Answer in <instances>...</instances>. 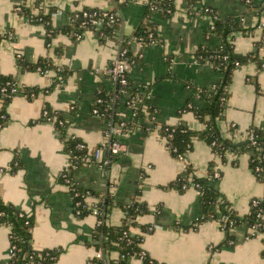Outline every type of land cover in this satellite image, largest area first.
Instances as JSON below:
<instances>
[{
    "label": "crops",
    "instance_id": "0c3cea01",
    "mask_svg": "<svg viewBox=\"0 0 264 264\" xmlns=\"http://www.w3.org/2000/svg\"><path fill=\"white\" fill-rule=\"evenodd\" d=\"M173 4L171 15L153 13L149 19L161 43L130 45L138 59L128 66V78L134 88L145 91L141 107L144 116L128 136L120 137L126 144V153L102 165V159H93L91 152L113 135L111 122L91 109L99 86L114 89L115 83L102 69L117 57L123 41L132 38L143 19L144 5L116 0H0V74L14 76L20 86L37 89L30 97L15 94L6 106L0 99V112L4 108L7 115V122L0 127V198L33 216L31 245L35 250L62 249L53 264H87L99 255L93 245L87 244L96 217L74 214L69 186L61 178L68 161L64 136L76 137L89 150L87 159L67 172L79 188L108 194L119 205L146 203L149 211L138 216L137 222L151 227L141 242L151 260L158 264H264L262 236L247 238L248 226L241 224L229 231L232 244L217 248L225 232L216 218L198 220L203 214L200 192L193 187L179 191L170 186L189 164L192 174L205 178L231 208L245 215L252 199L264 200V183L249 168L250 154L227 151L222 160L197 137L185 160L179 159L160 133L162 125L179 122L200 132L204 125L191 107L204 108L206 101L199 90H213L221 82L218 70L199 63L195 57L197 48L218 43L207 39L212 18L203 8L215 9L219 17L231 19L237 27L228 35L235 54H256L261 59L264 4L259 0L253 6L243 0H198L191 7L188 0H174ZM85 7L114 11L119 18L116 35L101 40L98 32L89 31L80 40H73L57 33L46 44L43 24L27 16L53 9L51 24L60 28L69 22L71 12ZM57 47L60 55L55 54ZM18 57L29 63L50 58L55 68L44 73L23 71L17 66ZM62 68L68 73L54 85L57 71ZM261 90L264 69L259 70L254 61L234 69L227 86L224 117L217 121L225 137L238 143L247 138L251 127H264ZM45 106L55 113L54 117L65 121L64 136L55 121L43 118ZM130 115L123 103L118 116L126 119ZM215 171L220 176L213 178L211 172ZM86 202L94 201L89 197ZM213 211L221 218L217 206ZM123 217L122 207L114 204L106 221L119 225ZM131 231L139 233L136 227ZM9 245V227L0 224V264H8ZM109 257L114 260L118 253L111 252ZM130 264H143V260L133 257Z\"/></svg>",
    "mask_w": 264,
    "mask_h": 264
},
{
    "label": "trees",
    "instance_id": "16d2710c",
    "mask_svg": "<svg viewBox=\"0 0 264 264\" xmlns=\"http://www.w3.org/2000/svg\"><path fill=\"white\" fill-rule=\"evenodd\" d=\"M128 1L132 0H124L121 4H125ZM173 1L174 0H146L142 21L133 33L132 38H126L121 44V48L127 50L125 57L129 62L134 63L138 59L130 49L133 37L137 40H141L144 44H148L150 41H153V44L161 43V40L156 33L155 24L149 19L153 13H159L163 16L171 15L174 12ZM196 1L198 0H188L189 7L194 6ZM254 1L255 0L249 5L253 6ZM259 1L261 4H264V0ZM82 9L88 11L92 8L85 7ZM213 11L214 13H217L215 9H213ZM52 13L53 9H50L45 14L42 13L37 16H32L30 14L27 15L29 18L30 16L32 17V22L43 24L46 34V44L50 43L51 39L57 33H64L70 36L73 40H76L73 34L80 33L84 30L79 27V22L82 20V11L71 12L69 17H72V19H69V22L60 28H56L51 24ZM75 13H78L77 17H74ZM118 23L119 20L112 25L102 24L99 28L102 32L100 39L106 40L107 38L114 37L118 30ZM87 27L93 29L90 25ZM235 29H237V27H235L231 19L216 16V18L213 19V28L207 33V39H215L218 43L213 47L201 46L197 48L195 52V57L199 63H207L211 65L215 70H218L221 75L220 84L215 86L213 90H199V95L205 99L206 106L204 108L191 107L195 116L203 123L204 128L200 132H197L188 128L185 123L179 122L171 126L162 125L160 127V133L167 137V144L170 148L175 149V151L171 152L175 157L179 154L186 155L187 152L192 149L194 138L197 137L203 139L205 143L210 146L213 154L218 155L222 160H224L227 151H233L236 153L247 152L250 154L249 168L256 178L264 183V127H251L249 133H251L253 140L255 141V144H252V141L248 137L238 143L234 142L232 139L225 137L217 126V121L224 117L223 113L227 99V86L231 80V75L234 69L239 65L250 61H254L259 70L263 69L262 64L264 63V58L260 59L256 54L237 55L234 53L233 46L228 40V35ZM0 39H2V36H0ZM60 53L61 49L57 47L55 49V54L60 55ZM17 66L23 71L38 70L41 73H44L51 68H55L50 58H40L35 63H29L25 59L18 57ZM57 73V76L64 79L68 72L65 68H62L61 70H58ZM57 82H59V80L55 79L54 85ZM14 83L16 90L11 92V87ZM3 88L4 91L2 92L1 89ZM121 89H124L126 93H128V98L121 93ZM262 92H264V90ZM17 93H23L30 97L31 93H37V89L20 86L18 80L14 76L0 74V99L3 101L4 106H6L11 97ZM144 95V90L141 91L134 88L130 82L126 85L115 84L114 89L110 91L101 85L98 88L95 98H100L102 102H94L93 107H96L101 112H104L105 110L107 113V119L116 124L121 120L118 116V110L124 101L130 99L135 103V117L132 119L136 125L138 120L144 116V110L141 108L142 103L144 102ZM107 105H113L112 111L106 109ZM44 109L47 110L48 115H55V113L47 106H45ZM147 111L151 113L152 109L149 110L147 108ZM43 118L45 119L44 116ZM55 118L54 125L61 135L64 136L65 121L61 119L60 116H55ZM6 122L7 115L3 108L0 112V127ZM233 129L234 127L231 126V132ZM115 138L116 136H113V139ZM78 143L84 144L76 137H63L64 150L68 153L70 152L78 155L79 160L77 165L84 162V158L88 152L85 144L82 149L77 150L75 146ZM257 167H260L261 170H256ZM190 170L191 167L187 166L185 171L179 175L170 186L179 191H184L185 189H182V184L189 182L188 178L191 173ZM213 173L214 172H211V177L213 176ZM192 182L199 185L197 190L200 192V200L203 207V214L198 220L205 221L213 218L220 220V217H217L213 211L215 206L220 209V216L226 217L224 222L225 227L223 228L225 239L218 244L217 248H220L223 245H231L232 243L230 244L229 241L233 242L234 239L229 231L231 228L241 224H246L248 227L256 226L258 231L264 233V200L257 199L259 201L256 205L250 203L251 208L249 212L245 215H239L233 208H231L229 203L219 192L208 186L205 178L192 176ZM90 192L92 195L102 199L98 204L99 210L102 214L97 217V223L91 233V241L87 244L93 245L101 255L92 257L87 264H129L130 259L133 257L141 258L143 264H158L154 260H151L146 253L145 255H141V251L143 250L141 248L143 234L150 230L146 226L139 225L137 217L149 211L146 203L132 202L129 205H119L114 203L112 197L108 194L102 195L96 194L94 191ZM114 204L122 207L124 211V218L119 225H110L106 221L107 215ZM88 213V209L82 208L79 217L88 215ZM33 223L34 219L32 215L28 216L22 210L15 208L12 204L4 202L0 198V224L9 227V240L10 243L15 246V255L9 259L8 264H53L57 260L62 249L35 250L32 247L31 239ZM135 227L139 229V233H133L131 231V228ZM124 231L127 233L126 235L123 234ZM111 252H117L118 257L114 260L110 259L109 255ZM262 254L264 255V248Z\"/></svg>",
    "mask_w": 264,
    "mask_h": 264
},
{
    "label": "built area",
    "instance_id": "2783aa9c",
    "mask_svg": "<svg viewBox=\"0 0 264 264\" xmlns=\"http://www.w3.org/2000/svg\"><path fill=\"white\" fill-rule=\"evenodd\" d=\"M116 1L119 3L124 2V0H116ZM243 1L246 5H249L252 3L253 0H243ZM132 2H139L142 5L146 4V0H132ZM17 10L20 11V7H17ZM76 11H82V14H81L82 20L79 22V27L84 29L80 33H74L73 34L76 40H80L81 38H83L85 33L89 32V31H96V32H98L99 35H102V32L99 30V28L102 24L112 25L119 20L118 15L114 11H111V10L92 8L88 11H86L84 9H80V10H76ZM203 11H204V13L209 14L212 18V22H211L209 29H208V32H209V30H211L213 28V19H215L216 16H218V14L214 13V11L211 7H204ZM77 16H78V13H75L74 17H77ZM31 18L32 17L30 16L29 19L31 20ZM69 19L71 20L72 17H69ZM89 25L92 26L93 29H89L87 27ZM132 40H133V42L138 43V44L143 43L141 40H137L134 37ZM148 44H153V41H150ZM126 51L127 50L125 48L120 47L118 54H117V57H115V59H113L110 64H108L107 66H105L102 69L103 74L105 76H107L108 78H110L115 84L126 85L129 82L128 66L133 64V63L129 62L127 60V58L125 57ZM262 68L264 69V63L262 64ZM58 70H61V69H58ZM57 79L59 81L62 80L60 76H57ZM14 85H15V83L11 87V92H14L16 90ZM1 91L3 92L4 88L1 89ZM120 91H121V93L124 94V96L126 98L129 97L128 93H126V91L124 89H121ZM94 102L100 103V102H102V100L100 98H95ZM94 102H93V104H94ZM124 104L126 105V107H128L130 109L131 115L129 116V118L121 119L116 124H114L113 122L110 123L111 132L113 135L116 136V138L113 139V135L110 136L108 141L105 144H103L102 146L96 147L91 152L93 159H95V160H101L102 159V163H101L102 165L110 164V162L112 161V159L114 157L120 156V155H123L126 153V150H127L126 144L124 141L120 140V137L128 136L132 132V130L135 126V123L133 122V119H132L135 117V111H134L135 103H134V101L132 102L130 99H128V100L124 101ZM106 109L108 111H112L113 105H107ZM91 110H92V113L95 115L103 116V117L107 116V113L105 110H104V112H101L96 107H92ZM42 116L45 117V120L47 122L52 123L53 121H55L54 120L55 117L53 115H48V112L45 109H43V111H42ZM153 118H154V116H151V119H153ZM129 124H130V127H129ZM247 137L252 141V144H255V141L253 140V136L251 135V133H249ZM70 138H74V137L72 136ZM165 138L167 141V137H165ZM83 147H84V144H82V143H78L75 146V148L77 150L82 149ZM168 147H169V150L171 152L175 151V149L170 148L169 145H168ZM88 152H89V150H88ZM103 155H104V157H103ZM86 157H87V155L85 156L84 160L87 159ZM177 158L185 160V155L179 154V155H177ZM78 160H79V157L77 154H74V153L72 154L70 152L68 153V161L65 165L64 171L61 173V178L69 186V190H70L71 198H72L74 214L79 217V215L81 214L82 208L88 209L89 210L88 214L95 216L96 220H97V217L102 214V212L99 210V207H98V204H99V202L102 201V199H100V197H96V196L92 195L91 192L87 189L79 188L73 181H71L70 177L67 176V172L70 169L77 167ZM187 166H189V164H187L186 167ZM256 170H261V168L257 167ZM192 176H195V175L192 173L190 174V176L188 178L189 182L183 183L182 189H187L189 187H193V188L197 189L199 187V185L197 183L192 182ZM219 176H220L219 173L215 171L213 173L212 177L216 178ZM89 197L91 199H93V201H94L93 203H87L86 202L87 198H89ZM258 201L259 200H257V199H252L251 203L253 205H256L258 203ZM225 219H226V217L221 216V218L219 220L220 227L222 229L225 227V225H224ZM96 223H97V221H96ZM148 229L151 230V227H148ZM123 234L126 235L127 233L124 231ZM255 236H262V238H264V233L261 231H258L256 229V226L248 227L247 238L255 237ZM229 243H232V242L230 241ZM8 254H9V259L14 257V255H15V246L11 243L9 245ZM100 255H101V253L99 252L98 256H100ZM141 255H145V252L143 250L141 251Z\"/></svg>",
    "mask_w": 264,
    "mask_h": 264
}]
</instances>
